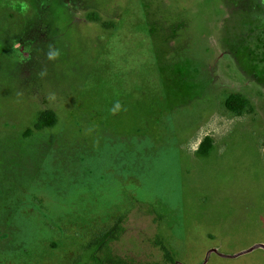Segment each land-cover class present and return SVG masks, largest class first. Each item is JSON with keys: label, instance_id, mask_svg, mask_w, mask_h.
<instances>
[{"label": "rangeland", "instance_id": "rangeland-1", "mask_svg": "<svg viewBox=\"0 0 264 264\" xmlns=\"http://www.w3.org/2000/svg\"><path fill=\"white\" fill-rule=\"evenodd\" d=\"M114 226L121 258L264 264V0H0V264Z\"/></svg>", "mask_w": 264, "mask_h": 264}, {"label": "trees", "instance_id": "trees-1", "mask_svg": "<svg viewBox=\"0 0 264 264\" xmlns=\"http://www.w3.org/2000/svg\"><path fill=\"white\" fill-rule=\"evenodd\" d=\"M89 19H95L96 15L93 12L87 14ZM247 101L241 95H230L225 100V106L228 110L237 115H241L247 109ZM250 108H248L249 110ZM57 118L55 112L46 110L39 114L37 121L34 124V129L41 130L44 127H53L56 124ZM30 133V130H27ZM211 148V139L205 136L198 144L196 152L206 155ZM122 231L118 226H114L106 231L103 235L99 236L94 245L92 246V254L87 262L84 264H160L158 262H139L131 259L121 258L113 254L110 243L117 240ZM164 251V263L173 264L174 259L169 249L162 244Z\"/></svg>", "mask_w": 264, "mask_h": 264}]
</instances>
